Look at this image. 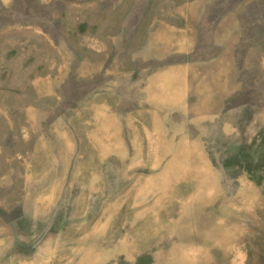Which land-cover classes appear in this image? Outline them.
<instances>
[{"label": "rangeland", "instance_id": "374dc122", "mask_svg": "<svg viewBox=\"0 0 264 264\" xmlns=\"http://www.w3.org/2000/svg\"><path fill=\"white\" fill-rule=\"evenodd\" d=\"M0 264H264V0H0Z\"/></svg>", "mask_w": 264, "mask_h": 264}]
</instances>
